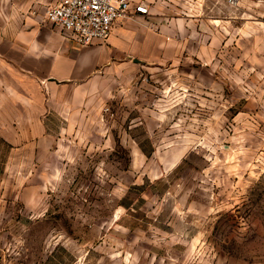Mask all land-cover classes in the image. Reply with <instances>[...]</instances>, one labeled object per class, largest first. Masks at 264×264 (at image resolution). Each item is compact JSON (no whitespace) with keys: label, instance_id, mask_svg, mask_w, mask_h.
I'll return each mask as SVG.
<instances>
[{"label":"rangeland","instance_id":"obj_1","mask_svg":"<svg viewBox=\"0 0 264 264\" xmlns=\"http://www.w3.org/2000/svg\"><path fill=\"white\" fill-rule=\"evenodd\" d=\"M51 1L0 0V264H264V0H134L65 87L3 53Z\"/></svg>","mask_w":264,"mask_h":264},{"label":"crops","instance_id":"obj_2","mask_svg":"<svg viewBox=\"0 0 264 264\" xmlns=\"http://www.w3.org/2000/svg\"><path fill=\"white\" fill-rule=\"evenodd\" d=\"M37 30L34 37L18 33L9 42V50L4 49L3 53L14 66L29 77L41 79L42 83L57 87L77 85L108 62L104 42L79 49L65 41L56 29L42 26ZM112 39L115 38L111 37L110 42L114 41Z\"/></svg>","mask_w":264,"mask_h":264},{"label":"built area","instance_id":"obj_3","mask_svg":"<svg viewBox=\"0 0 264 264\" xmlns=\"http://www.w3.org/2000/svg\"><path fill=\"white\" fill-rule=\"evenodd\" d=\"M132 8L142 16L150 13L146 3L134 4V0H52L44 14L65 41L87 47L106 42Z\"/></svg>","mask_w":264,"mask_h":264}]
</instances>
